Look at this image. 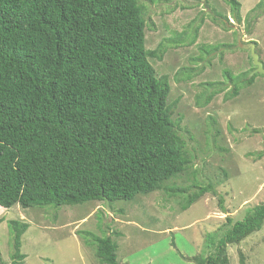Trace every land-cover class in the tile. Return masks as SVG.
Returning a JSON list of instances; mask_svg holds the SVG:
<instances>
[{"label": "trees", "instance_id": "trees-1", "mask_svg": "<svg viewBox=\"0 0 264 264\" xmlns=\"http://www.w3.org/2000/svg\"><path fill=\"white\" fill-rule=\"evenodd\" d=\"M224 1L240 23V2ZM144 10L139 0H0V206L112 203L164 189L186 209L214 192L211 183L165 185L192 159L172 118L168 76L150 62L165 50L145 46ZM249 71L229 78L231 95L252 83ZM226 222L214 251L193 264H229L227 245L261 228L264 203ZM7 226L11 264H22L29 224ZM82 234L100 263L124 264L110 235Z\"/></svg>", "mask_w": 264, "mask_h": 264}, {"label": "rangeland", "instance_id": "rangeland-1", "mask_svg": "<svg viewBox=\"0 0 264 264\" xmlns=\"http://www.w3.org/2000/svg\"><path fill=\"white\" fill-rule=\"evenodd\" d=\"M238 1L240 23L224 0H139L145 46L161 43L165 50L150 62L158 75L168 76L172 118L192 159L185 173L165 185L211 183L214 192L186 209L180 196L164 189L112 203L0 206V264H11L10 219L29 224L21 237L22 264H103L85 243L86 231L110 235L124 264H193L195 255L214 251L230 226L227 216L239 220L264 203V76L253 72L250 50L242 48L255 42L264 64V9L254 8L258 0ZM248 71L247 77L255 75L252 83L231 95L235 84L229 78ZM226 252L229 264H239V252L247 264H264V222Z\"/></svg>", "mask_w": 264, "mask_h": 264}, {"label": "water", "instance_id": "water-1", "mask_svg": "<svg viewBox=\"0 0 264 264\" xmlns=\"http://www.w3.org/2000/svg\"><path fill=\"white\" fill-rule=\"evenodd\" d=\"M242 48H247L250 50L252 63L255 65L253 72H258L264 75V64L259 59V55L255 51V44L253 42H248L242 45Z\"/></svg>", "mask_w": 264, "mask_h": 264}]
</instances>
